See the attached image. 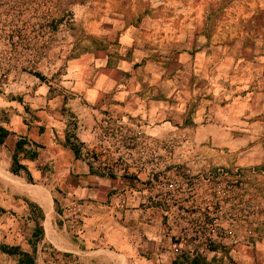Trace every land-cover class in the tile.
I'll return each instance as SVG.
<instances>
[{
    "label": "crops",
    "instance_id": "crops-1",
    "mask_svg": "<svg viewBox=\"0 0 264 264\" xmlns=\"http://www.w3.org/2000/svg\"><path fill=\"white\" fill-rule=\"evenodd\" d=\"M53 7L60 43L42 73L0 80V128L8 132L0 215H20L31 230L24 243L0 236V264L11 257L19 264L5 247L39 264L40 243L52 251L48 264H264V29L247 28L251 8L240 0H54ZM56 70L61 80L51 77ZM106 117L144 129L140 141L161 167L196 159L239 171L238 227L252 245L190 262L172 257L158 206L117 198L133 174L144 181L148 173L119 166L106 177L78 151L76 144L94 146Z\"/></svg>",
    "mask_w": 264,
    "mask_h": 264
},
{
    "label": "built area",
    "instance_id": "built-area-1",
    "mask_svg": "<svg viewBox=\"0 0 264 264\" xmlns=\"http://www.w3.org/2000/svg\"><path fill=\"white\" fill-rule=\"evenodd\" d=\"M53 2L0 0V80L16 71L42 73L40 64L49 59L53 45L60 43L62 29L53 18ZM52 75L57 76L56 81L64 76L61 70ZM49 85L56 87L55 80ZM145 137L141 127L106 117L94 131L92 148L76 145L91 166L106 177L118 174L119 166L148 173L144 181L133 174L132 184L120 190L117 198L121 205L130 195L132 200H140L139 207L158 206L172 257L190 262L243 245L250 247L251 241L243 239L238 227L243 223V196L236 195L243 190L241 173L212 169L196 159L161 167L158 156L148 155L151 148L143 145ZM133 138L142 139V145L135 146Z\"/></svg>",
    "mask_w": 264,
    "mask_h": 264
},
{
    "label": "rangeland",
    "instance_id": "rangeland-1",
    "mask_svg": "<svg viewBox=\"0 0 264 264\" xmlns=\"http://www.w3.org/2000/svg\"><path fill=\"white\" fill-rule=\"evenodd\" d=\"M129 1V0H128ZM138 0H132L133 3L137 2ZM168 2H171L172 0H167ZM243 2V5L248 6L251 8V16L252 21L247 24V28H262L264 29V0H240ZM131 2V1H130ZM21 216L8 213V215H0V225L4 226L5 228L0 230V236H6L7 234H10V237L13 241H22V243L27 242L30 240L31 230L27 229L25 227V224L22 225ZM8 221V222H7ZM9 221L11 226H9ZM16 227V230L15 228ZM31 229V228H30ZM33 230V229H32ZM3 231V232H2ZM127 234L129 237L134 236V230L127 231ZM24 241V242H23ZM34 241V239H33ZM30 248V247H29ZM31 249V248H30ZM28 249V250H30ZM37 254L35 255V260L39 264H48V258L52 257V251L47 246V244H39L36 248ZM18 261V257H11L6 258V260L3 261V264H13L14 262Z\"/></svg>",
    "mask_w": 264,
    "mask_h": 264
},
{
    "label": "trees",
    "instance_id": "trees-1",
    "mask_svg": "<svg viewBox=\"0 0 264 264\" xmlns=\"http://www.w3.org/2000/svg\"><path fill=\"white\" fill-rule=\"evenodd\" d=\"M7 136H8V132H6L5 130L0 128V145L3 143L4 139ZM21 144H22L21 142H18L16 145V148L19 149L21 147ZM21 170H24V168L17 163L16 156H13V163H12L11 172L14 175H19V172ZM0 214H1V212H0ZM34 230H35V232L33 233L32 238L37 243V241L39 240L38 239L39 236L42 235V232L38 226H36V228ZM1 250L3 253H5L7 255H12V256L19 255V257H20L19 258V264H35L33 256L20 252L18 248H6L5 247V248H2Z\"/></svg>",
    "mask_w": 264,
    "mask_h": 264
},
{
    "label": "bare ground",
    "instance_id": "bare-ground-1",
    "mask_svg": "<svg viewBox=\"0 0 264 264\" xmlns=\"http://www.w3.org/2000/svg\"><path fill=\"white\" fill-rule=\"evenodd\" d=\"M0 171H1V170H0ZM2 172H3V170H2ZM4 174H5V173H4ZM2 175H3V174H2ZM3 176H4V175H3ZM19 182H20V181H19ZM12 184H13V183H12ZM15 185H16L15 187L20 186L21 188H22V187L25 188L23 184L18 183V182H17ZM13 187H14V186H13ZM26 191H27V190H26ZM29 193H30V192H29ZM30 196H31V195H30ZM45 200H46V199H45Z\"/></svg>",
    "mask_w": 264,
    "mask_h": 264
}]
</instances>
